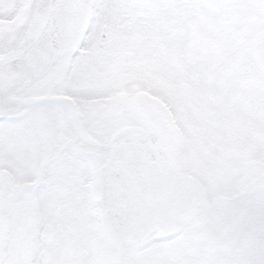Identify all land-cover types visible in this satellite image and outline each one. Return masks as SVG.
<instances>
[{
    "label": "snow or ice",
    "instance_id": "1",
    "mask_svg": "<svg viewBox=\"0 0 264 264\" xmlns=\"http://www.w3.org/2000/svg\"><path fill=\"white\" fill-rule=\"evenodd\" d=\"M0 264H264V0H0Z\"/></svg>",
    "mask_w": 264,
    "mask_h": 264
}]
</instances>
